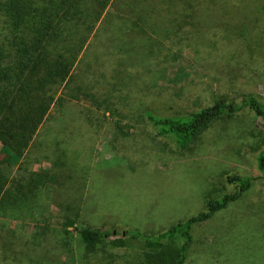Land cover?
Wrapping results in <instances>:
<instances>
[{"label":"rangeland","instance_id":"obj_1","mask_svg":"<svg viewBox=\"0 0 264 264\" xmlns=\"http://www.w3.org/2000/svg\"><path fill=\"white\" fill-rule=\"evenodd\" d=\"M201 9L185 21L192 14L152 0H113L104 11L29 152L7 171L0 259L145 264L140 243L88 252L74 228L159 234L203 212L209 197L236 193L227 175L261 176L264 121L248 108L185 151L146 120L248 94L264 103V13ZM193 231L185 264H264V178Z\"/></svg>","mask_w":264,"mask_h":264},{"label":"trees","instance_id":"obj_2","mask_svg":"<svg viewBox=\"0 0 264 264\" xmlns=\"http://www.w3.org/2000/svg\"><path fill=\"white\" fill-rule=\"evenodd\" d=\"M152 1L154 6L162 4L169 11L192 14L182 16L183 21L192 16L195 19L200 10L204 12L203 6L208 10L222 9L228 14L230 11L246 14L247 10L258 15L264 13V0ZM219 1L221 5L217 6ZM112 2L0 0V207L6 199L13 197L7 189L9 171L29 152L55 103L58 89L73 79L72 70L79 52ZM244 108L264 121V103L253 94L246 95L240 103L216 100L212 105L184 116H159L148 111L145 117L160 136L171 139L178 149L185 151L223 116H233ZM256 166L260 177L227 175L226 181L237 187L236 193L209 197L203 212L181 220L159 234L136 230L119 232L83 225L76 226L74 234L88 252L99 245L125 248L130 242H137L142 247L145 264H185L194 243V226L208 222L228 209L249 192L258 179L264 178V150L258 154ZM177 241L181 243L178 253L173 248ZM0 264L14 263L1 258Z\"/></svg>","mask_w":264,"mask_h":264}]
</instances>
